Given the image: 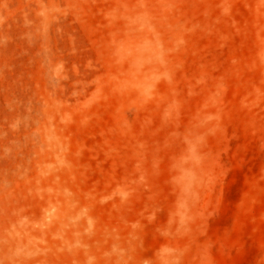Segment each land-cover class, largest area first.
<instances>
[{
    "label": "rangeland",
    "instance_id": "rangeland-1",
    "mask_svg": "<svg viewBox=\"0 0 264 264\" xmlns=\"http://www.w3.org/2000/svg\"><path fill=\"white\" fill-rule=\"evenodd\" d=\"M0 264H264V0H0Z\"/></svg>",
    "mask_w": 264,
    "mask_h": 264
}]
</instances>
